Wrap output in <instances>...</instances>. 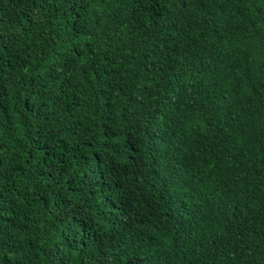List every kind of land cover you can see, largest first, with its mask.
<instances>
[{
    "label": "trees",
    "instance_id": "trees-1",
    "mask_svg": "<svg viewBox=\"0 0 264 264\" xmlns=\"http://www.w3.org/2000/svg\"><path fill=\"white\" fill-rule=\"evenodd\" d=\"M0 264H264V0H0Z\"/></svg>",
    "mask_w": 264,
    "mask_h": 264
}]
</instances>
